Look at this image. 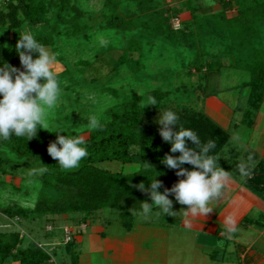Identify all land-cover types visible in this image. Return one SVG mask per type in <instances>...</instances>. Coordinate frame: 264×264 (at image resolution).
I'll use <instances>...</instances> for the list:
<instances>
[{
    "label": "rangeland",
    "instance_id": "obj_1",
    "mask_svg": "<svg viewBox=\"0 0 264 264\" xmlns=\"http://www.w3.org/2000/svg\"><path fill=\"white\" fill-rule=\"evenodd\" d=\"M45 1L48 6L46 15L48 22H41L34 26L27 25L18 31L4 29L1 34L5 38L6 45H10L15 38H20L19 34L25 32L34 34L37 30H44L51 35L53 42L46 48L57 56L55 67L59 72L58 79L61 81L63 95L56 107L48 109L46 123L62 126L67 129L68 134L76 132L86 139L92 129L110 122L113 112H122L126 104L137 100L142 106L150 109V118L155 123L161 109L174 110L180 119L187 118L192 111H200L208 116L205 109L212 95L230 104V68H226L216 77L210 76L207 80V75L199 72L200 70L196 67L184 64L185 60L189 62L195 55V52H184L183 48L186 49L188 45L185 35H179L180 50L168 52V48L171 47L167 42L169 37L167 38L165 33L151 34L143 28V26H155L163 16H166L167 21L173 22L175 26L177 20H175L172 6L181 0H69L68 7L62 6L57 0ZM2 2L3 0H0V4ZM197 2L202 5H211L208 6L211 7L209 10L202 8V11L207 13L210 9L213 10L216 0H203V2L198 0ZM72 5L79 8L80 15H76V12L71 9ZM112 14L122 16L126 21L132 22L133 27L109 26L106 18ZM229 14H236V12H229ZM178 16L180 26H184L187 31L193 30L195 34H201L195 26L196 23L190 11L179 12ZM261 30L264 31V26H261ZM197 36L199 38L200 35ZM131 39L141 41L142 51L130 53L127 61H121ZM178 43L175 42L174 45ZM247 46L249 48L251 46L252 50L264 48V32L254 39L251 45L244 46L240 52H232L236 56L235 61H232L233 65L250 73L247 67L253 61L256 52L246 51ZM222 48L223 45L218 44L217 49L214 48V50L220 55H225L226 58V52L219 51ZM225 58L224 62L227 65L228 58ZM248 73L239 74V76L246 79L250 77ZM155 89L168 92V94L164 96L160 107L152 108V92ZM93 120L97 121L98 126H93ZM223 129L226 131L227 138L224 145L222 144L219 149L217 147L214 149V154L219 156V165L230 172L229 132ZM138 151V147H132L133 153ZM100 165L118 172H132L140 167L137 163L121 161H106ZM41 168L37 161L26 157L21 158L0 144V234L6 235L12 231L23 232L26 236L24 245L43 246L52 255L51 263L73 264L74 256H76V251H74L76 238L73 245L64 244L62 238L64 229L59 231V238L54 239L52 232L47 231L55 227L60 229L58 226L65 224L73 232L76 230L83 232L85 229L84 238H81L77 245H80L84 253L90 254L91 264H113V262L121 264L118 258L114 260L105 257L104 250L99 246L95 248L94 240L90 236L92 230L104 228L116 241L120 239L123 241L129 237V232L118 220V210L113 207L95 211L88 217L84 214L50 215L48 217L35 214L31 215V220L12 218L3 212L7 207L33 208L35 206L42 185L39 181L40 175L32 174ZM159 178L162 181L160 191L163 192L164 188H171L182 177H178L172 171H166L161 172ZM169 198L173 200L175 216L167 214L164 216L157 211L150 218L143 219L139 212H135L137 225L140 226L141 222L146 220L154 223L151 227H156V225L158 227V223L171 225L178 223L180 213L188 206L176 202L172 195ZM63 219L68 221L72 219V222L63 223ZM174 228L171 226L165 228L170 236H173L171 237L170 255L166 259L169 261L168 264H182L179 262H182L184 258L196 257L199 254L194 250V239L190 238V232L186 230L187 235L181 232L186 237L178 238V234L175 233L179 230ZM78 235H80L79 231L76 237ZM153 241H150L151 246H153ZM147 251L143 250L139 256L143 259L144 255L151 253L152 257H155L156 251L159 250ZM229 254L230 247L226 255ZM0 264H18V262L10 260Z\"/></svg>",
    "mask_w": 264,
    "mask_h": 264
},
{
    "label": "trees",
    "instance_id": "obj_2",
    "mask_svg": "<svg viewBox=\"0 0 264 264\" xmlns=\"http://www.w3.org/2000/svg\"><path fill=\"white\" fill-rule=\"evenodd\" d=\"M57 1L62 6L68 7L70 4L69 0ZM197 1L181 0L172 6V9L176 18H179V12L190 11L195 26L201 34H195L193 30L187 31L184 26L176 28L173 22L167 21L166 16H163L155 26H143V28L148 33L163 32L167 38H171V40L167 39L171 47L168 48V52L180 50L179 35H185L188 45L183 50L195 52V55L189 62L185 60L184 64L196 67L199 72L207 75L209 80L210 76L216 77L234 64L232 61H235L236 56L232 52H240L244 46L251 45L253 40L264 32L261 30V26H264V0H219L221 8L213 13H204L202 4ZM71 9L76 15H80L77 6L72 5ZM233 11L236 14L230 16L229 12ZM47 12L48 6L45 0H3L0 4V59L23 70L15 48L19 38L6 45L1 33L4 29L18 31L27 25L34 26L48 22ZM106 20L111 27H133L132 22L116 14L107 16ZM34 35L45 47L53 42L51 35L44 30H37ZM197 35H200L199 38ZM175 42L178 44L174 45ZM218 44L223 45L219 51L226 52V58L225 55H220L214 50L217 49ZM245 49L256 52L253 61L247 67L250 79L245 83L250 87L251 107L256 108L263 100L264 48L252 50L251 46L250 48L247 46ZM140 51H142L141 41L131 39L121 61H127L130 53ZM224 58H228L227 65ZM167 94L168 92L155 89L152 92V108L160 107ZM126 105L122 112L112 113L110 122L89 132V136L85 139L89 154L74 170H63L57 160L48 153V145L56 140L55 132L38 128L36 136L29 140L26 137L13 136L9 141L0 143L17 156L35 160L42 168L47 169L39 176L42 189L33 208L14 206L5 208L3 212L12 218L31 220V215L35 214L42 217L84 214L88 217L95 211L113 207L119 212L118 220L126 227L132 226L135 212L141 211V203L151 201L150 195L137 186L144 183L146 188L150 187V180L154 179L155 175H157L156 179L160 180L161 172L176 173L175 170L161 163V160L166 154L179 155V153L170 152L171 145L163 141L159 125L150 118V109L142 106L138 100ZM179 122L196 131L202 142L214 140L218 149L227 138L226 131L200 111H192L187 118L180 119ZM69 134L78 135L76 132ZM135 146L139 148L137 153L132 152V147ZM188 146H191V142ZM106 161L137 163L140 167L132 172L112 171L100 165ZM185 167L192 166L185 164ZM75 236L73 232L72 239L66 244L73 245ZM25 238V234L20 231L0 234V263L14 260L18 264H53L49 251L43 246H25ZM74 259L76 260V256Z\"/></svg>",
    "mask_w": 264,
    "mask_h": 264
},
{
    "label": "crops",
    "instance_id": "obj_3",
    "mask_svg": "<svg viewBox=\"0 0 264 264\" xmlns=\"http://www.w3.org/2000/svg\"><path fill=\"white\" fill-rule=\"evenodd\" d=\"M200 1L203 2V0ZM208 6L211 5L205 4L202 5V8L209 10L211 7ZM220 8L219 0H216L213 10L210 9L207 13L217 12ZM233 15L230 14V16ZM245 73L248 72L231 65L230 104L220 97L212 95L209 97L205 109L207 115L214 122L229 132L231 180L224 190L223 198L218 202L213 201L210 204L213 209L206 214H189L187 209L182 211L178 223L173 225L158 223V227L156 224V227H151V224L154 223L146 220L138 226L137 219L130 227L121 223L124 229L129 232V237L123 241L122 239L119 241L112 239L107 229L92 230L90 236L95 241L93 244L95 248L99 246L104 250L105 257L114 260L118 258L121 264H134V262H138V264H168L169 261L166 257L170 255L173 236H170L165 228L171 226V228L175 227L174 229L179 230L178 233H175L178 234V238L186 237L181 232L186 234V230H188L190 238L194 239V250L199 254L196 257L184 258L179 263L264 264V92L263 100L259 106L251 107L250 87L245 85L250 77L244 79L239 76V74ZM238 77L239 79H237ZM242 164H248L250 167V175L246 178H241L239 174V167ZM228 218L235 221L234 226L237 230L234 233L226 231L225 222ZM65 221L72 222V219L62 222L65 223ZM63 225L58 226L60 229L49 228L48 231L52 232L53 239L59 238L60 230L64 229L65 232V228L68 226ZM84 230L83 232L78 230L80 235L75 236L76 260L74 259L73 264L92 263L90 254L84 253L80 245H77L78 241L84 238ZM78 231L76 230L74 233L77 234ZM62 238L63 243L66 244L64 234ZM149 240H154L153 246L150 245ZM178 240L176 239L177 242H180ZM229 247L230 254L226 255ZM145 249L148 250L147 252L159 251H156L155 257H152L151 253L144 255L143 261L139 255Z\"/></svg>",
    "mask_w": 264,
    "mask_h": 264
},
{
    "label": "clouds",
    "instance_id": "obj_4",
    "mask_svg": "<svg viewBox=\"0 0 264 264\" xmlns=\"http://www.w3.org/2000/svg\"><path fill=\"white\" fill-rule=\"evenodd\" d=\"M15 46L23 70L0 59V143L9 141L13 136H36L38 128L57 134L56 140L48 145L47 151L63 170H74L88 156L87 143L83 135H70L67 129L46 123L48 109L56 107L63 95L59 72L56 70L57 56L37 40L34 34L25 32ZM154 105V104H153ZM178 114L172 110H162L156 123L164 142L171 145L161 163L176 171L182 177L171 188H164L162 182L150 180V187L140 183L142 191L150 195L151 201L141 203L139 215L148 219L154 212L164 216H175L173 210L174 196L176 202L187 205L189 214H206L213 208V201H220L231 180L228 170L218 163L219 156L214 154L215 141H201L199 134L191 128L180 124ZM94 127L98 126L93 120ZM66 132V135L61 133ZM191 142V146H188ZM185 164L192 167L187 168ZM47 169L41 168L32 175H42ZM241 178L250 175L248 164L239 167ZM155 209V210H154ZM226 231L234 233L237 229L232 218L226 220Z\"/></svg>",
    "mask_w": 264,
    "mask_h": 264
},
{
    "label": "built area",
    "instance_id": "obj_5",
    "mask_svg": "<svg viewBox=\"0 0 264 264\" xmlns=\"http://www.w3.org/2000/svg\"><path fill=\"white\" fill-rule=\"evenodd\" d=\"M175 20H177V24L175 25V27L179 28L180 27L179 18H176ZM175 20H174V23H175ZM72 234H73V230L70 227H66L65 232H64V242L65 243H68L72 239Z\"/></svg>",
    "mask_w": 264,
    "mask_h": 264
}]
</instances>
